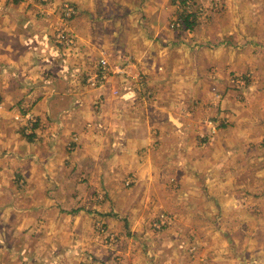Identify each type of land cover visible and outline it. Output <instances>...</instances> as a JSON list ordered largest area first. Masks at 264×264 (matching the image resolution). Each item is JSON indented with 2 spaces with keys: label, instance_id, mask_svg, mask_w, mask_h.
Returning <instances> with one entry per match:
<instances>
[{
  "label": "crops",
  "instance_id": "obj_1",
  "mask_svg": "<svg viewBox=\"0 0 264 264\" xmlns=\"http://www.w3.org/2000/svg\"><path fill=\"white\" fill-rule=\"evenodd\" d=\"M62 2H69L79 11L69 24L79 41L78 61L84 62L82 70H78L91 74L95 69L92 66L103 55L116 68L98 90L87 89L86 75L79 80L73 72L74 63L72 67L62 65L61 54L53 46V27L58 21L54 12L62 8ZM170 8V0H0V262L3 264L88 261L82 253L96 249L92 219L68 211L78 202L90 203L94 189L104 188L116 210L109 203H99L98 211L126 213L140 189L154 187L155 180L146 178L155 175L159 159L169 154L166 144L170 145V154L183 149L191 172L185 186L189 191L196 184L204 188L201 203L214 197L205 188H217L222 192L218 197L224 200L230 193L224 196L222 188L238 186L227 162L228 155H235L229 146L234 140L229 137L231 128L203 141L200 135L207 128L202 118H197L198 108L192 105V98L156 99V82L148 75H161L159 61L162 51L167 49L159 41L175 40L166 26L168 21L163 20L166 11L172 12ZM160 9H165L161 16ZM195 35L205 43L198 32ZM180 52L193 58L205 53ZM222 53L212 51L210 59L214 60L208 63L210 67L221 64ZM123 57L131 59L125 73ZM231 57L234 62L235 56ZM231 67L237 65L232 63ZM140 72L146 75L145 88L152 91V100L144 97L141 86L135 82L128 84L123 78L129 74L134 79ZM192 72L201 87L203 80L197 79L199 73ZM25 103L33 104L31 112L36 118L30 131L19 125L22 123L14 122V116L22 112ZM180 103L183 108L178 106ZM24 118L27 119L26 114ZM229 122L234 129L238 128L236 117L232 116ZM176 140L181 145L176 147ZM207 142L215 147L210 155L222 151L223 157L213 166L217 169L216 177L212 172L210 177V170L203 171V166L217 162H203L202 150L197 152ZM193 171L202 173L200 182L192 178ZM127 173L135 178L136 192H128L130 196H120L119 200L116 188L123 184ZM108 214L103 218L111 222L114 215ZM213 234L205 229L206 239Z\"/></svg>",
  "mask_w": 264,
  "mask_h": 264
},
{
  "label": "rangeland",
  "instance_id": "obj_2",
  "mask_svg": "<svg viewBox=\"0 0 264 264\" xmlns=\"http://www.w3.org/2000/svg\"><path fill=\"white\" fill-rule=\"evenodd\" d=\"M170 1L172 12L166 11L163 20L168 21L166 26L174 33L175 40L159 41L167 49L162 51L159 61L161 75H148L156 82V99L183 100L189 96L194 100V108H198L197 118H202L204 123L208 120L215 122L218 135L231 128L229 137L234 140L229 146L235 155H228L230 160L227 162L229 171L235 173L231 175L239 184L222 188L224 196L230 193L224 200L218 197L222 192L217 188L211 187L212 191L205 188L214 197L201 203L204 188L196 184L189 191L185 186L188 172H191L183 149L170 154V145L166 144L169 154L161 156L155 175L146 178L147 181L155 180L154 187L140 189L135 195L136 201L130 204L126 213L98 211L99 203H109L116 210L104 188H93L90 203L81 205L78 202L68 211L70 214L80 212L92 219L96 249L82 253L83 259L86 258L88 264H264V0ZM73 7L76 14L70 20H64L61 7L54 12L58 23H54L52 43L61 54L62 65L72 67L71 63H74L73 72L80 77L79 80L86 75L87 89L98 90L105 82L93 88L87 82L90 71L87 75V70L84 71L86 74L78 70H82L84 62L78 61V37L69 25L79 12ZM162 10L165 9H160V16ZM187 18L194 23L193 29L188 28ZM62 31L75 36L74 45L59 44L55 36ZM195 32L204 38L205 43ZM181 50H202L205 53L193 58ZM217 50L223 51L221 64L210 67L208 63L214 60L210 59L212 51ZM231 56H235L234 62ZM72 58L74 62L70 61ZM98 62L91 69H96ZM232 63L237 67L232 68ZM190 71L199 73L197 79L203 80L201 87ZM140 73L132 82H139L144 97L152 100V91L145 88L146 75ZM110 75L111 72L105 78ZM178 106L183 108L181 103ZM21 110L14 116V122L22 123L19 125L30 131L34 124L31 125L24 116L33 114V104L25 103ZM232 116L237 118V129L229 122ZM178 145L181 144L176 140L175 146ZM214 148L212 142H207V146L197 150H202L203 162H217L203 166V171L210 170V177L211 172L216 177L217 169L213 166L223 157L221 150L210 155ZM129 173L123 184L116 188L119 200L120 196H130L128 192H136L133 187L135 178ZM201 175L200 171H193L192 178L200 182ZM107 214L115 216L110 220L112 223L103 218ZM99 223L107 232L102 231ZM205 229L214 232L208 239ZM201 231H204L203 235ZM75 240L79 239L75 237Z\"/></svg>",
  "mask_w": 264,
  "mask_h": 264
},
{
  "label": "built area",
  "instance_id": "obj_3",
  "mask_svg": "<svg viewBox=\"0 0 264 264\" xmlns=\"http://www.w3.org/2000/svg\"><path fill=\"white\" fill-rule=\"evenodd\" d=\"M62 10H63V16L64 20H70L72 19L75 14L76 11L74 9L73 6L69 5V4H64L62 6ZM56 40L59 42V44H62V42H65V44L67 46H72L75 44V39H74V35L71 33H68L66 31H62V32H58L56 34ZM123 64V68H122V72L125 73V69L130 67L131 64V59L127 60L126 57H123L122 59ZM120 70V68H119ZM118 70V73H120ZM111 71L110 66H109V61L106 57H102L100 58L97 68L90 74L89 79H88V83L93 87V88H97L98 84H100L101 82H105V80L107 79V77L105 78V76H107ZM124 80L128 81V84L133 85L132 82V78L130 77V75L128 74H124ZM141 80V78H140ZM136 84H138L139 82H135ZM27 119L29 120V122L32 124H35L36 119L35 117L30 114L27 113L26 114ZM19 119V117L17 118ZM205 127L208 128V130L204 133H202L200 136L202 138L203 141L208 140V138H214V136H216L218 134V126L215 122H213L212 120H208L204 123ZM99 226L101 227L102 231L105 233L107 232L104 228H103V224L101 226V223H99Z\"/></svg>",
  "mask_w": 264,
  "mask_h": 264
},
{
  "label": "trees",
  "instance_id": "obj_4",
  "mask_svg": "<svg viewBox=\"0 0 264 264\" xmlns=\"http://www.w3.org/2000/svg\"><path fill=\"white\" fill-rule=\"evenodd\" d=\"M186 22H187L188 28L193 29V27H194V23L190 22V21L188 20V18L186 19Z\"/></svg>",
  "mask_w": 264,
  "mask_h": 264
},
{
  "label": "bare ground",
  "instance_id": "obj_5",
  "mask_svg": "<svg viewBox=\"0 0 264 264\" xmlns=\"http://www.w3.org/2000/svg\"><path fill=\"white\" fill-rule=\"evenodd\" d=\"M109 66H110V69H111V70L116 71V68H113V65H110V64H109ZM127 184H128V183H127Z\"/></svg>",
  "mask_w": 264,
  "mask_h": 264
}]
</instances>
